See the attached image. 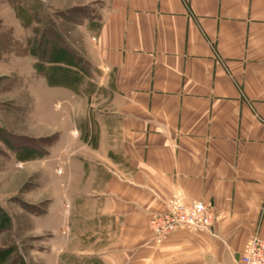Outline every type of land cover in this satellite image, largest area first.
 I'll return each instance as SVG.
<instances>
[{"label":"crops","instance_id":"1","mask_svg":"<svg viewBox=\"0 0 264 264\" xmlns=\"http://www.w3.org/2000/svg\"><path fill=\"white\" fill-rule=\"evenodd\" d=\"M72 6L94 90L74 114L85 155L68 168L77 253L101 264H235L248 238L264 240V0ZM175 196L210 205L211 232L157 243L148 221Z\"/></svg>","mask_w":264,"mask_h":264},{"label":"rangeland","instance_id":"2","mask_svg":"<svg viewBox=\"0 0 264 264\" xmlns=\"http://www.w3.org/2000/svg\"><path fill=\"white\" fill-rule=\"evenodd\" d=\"M73 2L0 0V264H101L69 223L68 168L85 155L74 114L94 94Z\"/></svg>","mask_w":264,"mask_h":264},{"label":"built area","instance_id":"3","mask_svg":"<svg viewBox=\"0 0 264 264\" xmlns=\"http://www.w3.org/2000/svg\"><path fill=\"white\" fill-rule=\"evenodd\" d=\"M214 221V211L210 205L203 203L185 205L179 196H175L167 203L165 212L150 217L148 227L155 241L159 243L164 237L176 231L211 232ZM235 264H264V240L258 236L248 238Z\"/></svg>","mask_w":264,"mask_h":264},{"label":"trees","instance_id":"4","mask_svg":"<svg viewBox=\"0 0 264 264\" xmlns=\"http://www.w3.org/2000/svg\"><path fill=\"white\" fill-rule=\"evenodd\" d=\"M62 61H66V59H64V60H62ZM61 62V61H60ZM66 63V62H65ZM67 64V63H66ZM69 67H71L72 69H76L77 67H75V66H72V65H68ZM78 72V71H77ZM82 72L83 73H85V70L84 69H82ZM67 73V72H66ZM78 76H79V78H78ZM81 75L79 74V72H78V75L76 76L77 78H78V81L80 82V81H82V78L80 77ZM81 78V79H80Z\"/></svg>","mask_w":264,"mask_h":264}]
</instances>
